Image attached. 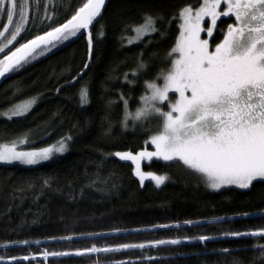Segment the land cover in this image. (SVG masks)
Returning a JSON list of instances; mask_svg holds the SVG:
<instances>
[{
    "label": "trees",
    "instance_id": "16d2710c",
    "mask_svg": "<svg viewBox=\"0 0 264 264\" xmlns=\"http://www.w3.org/2000/svg\"><path fill=\"white\" fill-rule=\"evenodd\" d=\"M198 3L199 0H107L102 18L96 24V28L104 26L105 35L94 39L91 62L87 34L82 32L21 70L10 73L1 82L0 113L26 99L36 98V103L23 117L8 120L0 115V144L27 136L28 143L19 146L34 148L56 143L67 135L72 139L68 150L50 161L35 166L0 163V245H10L0 247V256L5 258L0 264H7L10 257L29 253L37 254V258L13 264H264V255L256 247L264 245V239L224 235L264 228V183L254 182L250 189L233 186L214 191L180 164L153 159L144 162L143 168L167 174L169 179L159 187L150 179L141 185L131 162L107 155L115 151L136 152L145 146L147 137L140 128L135 131L122 128L123 102L119 95L131 97L129 109L135 112L144 94V80L154 78L166 66L164 58L174 45L180 23L173 16L184 6H198ZM65 5L71 10L76 2L64 0L57 7L56 24L63 22L66 14L70 15ZM145 14L164 17L157 24L159 31L128 44L127 37L133 33H124L125 25L142 22ZM221 21L218 27L226 28L232 18ZM3 23L6 18L0 19V30ZM48 23L26 25L31 30L21 33L9 47L14 50L20 43L47 30ZM96 35L94 31V38ZM122 35L125 36L123 45ZM4 42L0 38V44ZM141 52L145 61L153 53L157 56L149 62L147 74L135 85H129L124 74L128 73L132 79L131 73ZM85 63L90 64L88 69L83 68ZM81 72L83 76L73 83V78ZM86 84L90 102L81 105L79 91ZM109 100L116 101L111 112L106 108ZM106 114L112 123L108 136H105L109 123L104 120ZM132 123L130 119L129 124ZM150 126L154 129L155 123ZM98 168L101 178L110 176L111 180L107 185L97 182L87 187L96 179ZM45 180L49 181L48 185H44ZM218 217L224 219L216 221ZM189 220L200 223L186 225L184 222ZM161 224H180V227H153ZM88 233L103 235L87 236ZM69 235L80 238L51 239ZM200 235L215 239L204 242L184 239ZM170 239L182 242L145 249L74 254L75 250L90 248L93 244L116 247ZM24 240L42 243L12 244ZM225 248L229 251L223 252ZM45 249L73 254L44 259L39 253ZM149 256L154 259L148 260Z\"/></svg>",
    "mask_w": 264,
    "mask_h": 264
},
{
    "label": "snow or ice",
    "instance_id": "6c2138e0",
    "mask_svg": "<svg viewBox=\"0 0 264 264\" xmlns=\"http://www.w3.org/2000/svg\"><path fill=\"white\" fill-rule=\"evenodd\" d=\"M75 2L76 6L71 10L65 5L66 13L70 11V15L66 14L64 21L56 24V9L64 0H55V3L54 0H46V3L44 0H0V19L6 18V23H3L0 30V38L5 41L0 44V54H3L0 58V78L21 70L58 44L82 34V30L87 34L88 58L91 62L94 39L105 35L104 26L96 28V24L99 23L98 18H102L106 0ZM49 5H52L51 9ZM221 17L234 19L232 23L226 24V28H220L217 22L221 21ZM173 19H178L180 23L174 45L164 58L166 66L160 68L154 78L144 80V94L140 96L135 112L129 109L131 97L125 98L123 93L119 95V100L123 102V120L120 122L122 128L126 131L129 128L133 131L140 128L147 137L144 140L145 146L136 152L115 151L107 155L131 162L135 166L134 175L139 178L141 185L146 179H150L159 187L169 179L167 174L142 171L141 162L152 161L154 158L167 164H180L214 191L230 189L233 186L250 189L254 187V182L264 183V0H199L198 6H184ZM163 20L161 15L145 14L142 22L125 25L124 33H134L127 37L128 43L140 42L145 36L158 32L157 24ZM45 21L50 22L47 30L20 43L14 50L9 47L17 41L21 33L31 30L26 25L37 26ZM94 31L97 34L95 38ZM202 33L207 38H203ZM124 39L125 36L122 35V45ZM143 56L144 52H141L137 57L136 67L131 73L132 79H129L128 73L124 74V80L129 85H135L147 74L149 62L157 54L153 53L149 61H145ZM89 66V63H85L83 68L88 69ZM82 76L83 72L74 77L72 82ZM79 101L81 105L90 102L87 84L80 88ZM35 103L36 98H33L16 104L0 115L6 116L8 120L23 117ZM115 103L113 100L108 101L106 108L109 112ZM130 119L133 121L131 125ZM104 120L109 122L105 133L108 136L112 123L107 114ZM153 122L154 129L150 126ZM71 139V136H67L56 145L28 151L18 148V145L28 143L27 136L8 144H0V162L36 165L50 160L56 154L66 152ZM149 146L153 150H149ZM95 176L96 179L87 187H92L97 182L107 185L111 180L110 176L101 178L99 168ZM48 184L49 181L45 180L44 185ZM222 219L224 218L218 217L216 221ZM184 223L191 226L200 222L189 220ZM153 227L179 228L180 224ZM224 235L264 239V228L256 231L225 232ZM79 238L69 235L51 239L73 241ZM184 239L204 242L215 237L200 235ZM181 242L180 239L155 240L147 243H125L116 247H97L93 244L90 248L75 250L74 254L79 256L85 253L145 249L167 244L177 245ZM32 243L40 245L42 241L12 242L14 245L26 246ZM256 247L264 255V245ZM228 251L227 248L223 249V252ZM71 254L73 253L69 251L49 252L47 249L39 253L44 259ZM36 258L37 254L29 253L10 257L7 264L30 262ZM4 259L0 256V261ZM147 259L154 258L149 256Z\"/></svg>",
    "mask_w": 264,
    "mask_h": 264
},
{
    "label": "rangeland",
    "instance_id": "374dc122",
    "mask_svg": "<svg viewBox=\"0 0 264 264\" xmlns=\"http://www.w3.org/2000/svg\"><path fill=\"white\" fill-rule=\"evenodd\" d=\"M195 7V6H194ZM222 9H223V5H222ZM223 18H225V17H221V19H223ZM231 18V17H230ZM233 19L234 18H232V21H230V23H232L233 22ZM219 22L220 21H218L217 23L219 24ZM83 31V30H82ZM132 35H134V33L132 34ZM131 35V36H132ZM202 37L203 38H207L206 37V34H204V33H202ZM127 43H128V40H127ZM129 44V43H128ZM31 99H33V98H30V99H26V100H23L22 102H18V103H16V104H19V103H23V102H25V101H28V100H31ZM15 104V105H16ZM14 105V106H15ZM14 106H12V107H14ZM11 107V108H12ZM9 110V109H8ZM8 110H6V111H8ZM5 111V112H6ZM153 123H155V122H153ZM67 136H69V135H67ZM67 136H65V137H67ZM59 142V141H58ZM58 142H56V143H53V144H50V145H46V146H43V147H34V148H27V147H20L19 145H18V148L19 149H21V150H25V151H28V150H35V149H40V148H45V147H49V146H52V145H56ZM69 143H70V141H68V148H69ZM68 150V149H67ZM139 150H141V149H139ZM138 150V151H139ZM149 150H153L152 148H151V146H149ZM125 151H128V150H125ZM65 153V152H64ZM59 155H61V154H56V155H54L50 160H52L53 158H55V157H57V156H59ZM155 159V158H154ZM50 160H48V161H50ZM45 162H47V161H45ZM144 162H148V161H142L141 162V168H142V171H144V172H151V171H147V170H145L144 168H143V163ZM0 163H2V164H8V163H3V162H0ZM41 163H44V162H41ZM41 163H39V164H41ZM11 164H20V165H24V164H21V163H19V162H13V163H11ZM36 165H38V164H36ZM24 166H35V165H24ZM135 167V166H134Z\"/></svg>",
    "mask_w": 264,
    "mask_h": 264
},
{
    "label": "water",
    "instance_id": "95a60500",
    "mask_svg": "<svg viewBox=\"0 0 264 264\" xmlns=\"http://www.w3.org/2000/svg\"><path fill=\"white\" fill-rule=\"evenodd\" d=\"M106 2H107V0H106ZM83 32V31H82ZM10 73H8V74H6V76L4 77V78H0V84H1V82L9 75Z\"/></svg>",
    "mask_w": 264,
    "mask_h": 264
}]
</instances>
